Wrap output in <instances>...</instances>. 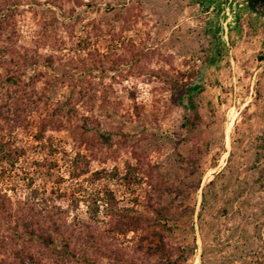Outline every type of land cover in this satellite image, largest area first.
I'll return each instance as SVG.
<instances>
[{
	"label": "rangeland",
	"instance_id": "obj_1",
	"mask_svg": "<svg viewBox=\"0 0 264 264\" xmlns=\"http://www.w3.org/2000/svg\"><path fill=\"white\" fill-rule=\"evenodd\" d=\"M3 1L11 28L0 36V80L22 58L36 60L23 79L45 74L35 85L50 111L74 99L71 118L51 126L40 105L4 131L12 159L0 164L8 208L0 224L12 228L17 214H32L65 254L34 246L38 264H87L74 238L86 234L90 264H171L177 248L185 264H264V5ZM12 90L0 86V125L12 117ZM99 135L109 140L100 144ZM153 189L159 199L149 198ZM150 201L168 208L163 217L149 215ZM109 206L170 228L162 234L169 259L139 251L149 246L141 230L108 232ZM57 211L68 248L47 219ZM8 254L0 249V263L13 260Z\"/></svg>",
	"mask_w": 264,
	"mask_h": 264
},
{
	"label": "trees",
	"instance_id": "obj_2",
	"mask_svg": "<svg viewBox=\"0 0 264 264\" xmlns=\"http://www.w3.org/2000/svg\"><path fill=\"white\" fill-rule=\"evenodd\" d=\"M248 6L251 9H254L255 6H263L264 0H246ZM9 9H7V2L0 0V36L3 35L11 28L10 19L11 13L8 14ZM10 35L5 36V39L12 41L13 36ZM3 63V61H0ZM51 60L48 59L44 62L45 66L51 65ZM36 60H27L26 58H22L21 62L18 64L16 70L5 79L0 80V86L5 89H8V86H13L12 92L9 94L10 99L13 97L14 102V110L11 118H6L3 122V125H0V164H7V166H11L12 155L11 152L7 149L5 143L3 142L4 131L11 130L14 127H20L24 125V123L28 120V118L32 115V113L38 109L40 105H43L46 108V122L51 123L49 125H54V121L57 117H69L74 116V109L72 103L74 102L73 98L70 100H66L65 102H59L56 106H54L53 110L50 111L51 100L42 93H39L36 89L35 82L38 78L44 77L45 74H36L35 76H31L28 80H24L23 76L25 75L26 67H29L33 64H37ZM9 72V71H7ZM70 79V78H69ZM200 89V86H193L192 90L196 91ZM192 106V103L189 106ZM193 107V106H192ZM85 120V124L83 127V131H87L86 122L87 118H83ZM11 122V125L9 124ZM3 135V136H2ZM99 138H102L100 144H104L109 140V136L105 137L103 135H99ZM7 169L0 167V178H4L7 175ZM98 175V174H96ZM153 189V192L149 193V198L152 199L155 195L156 199H159L160 196ZM0 203V212L7 213L8 208L5 205ZM107 205V204H106ZM154 202L147 203L145 208L149 210L150 214H157V217H163L162 213L167 212V209L162 207V209L155 210L153 208ZM30 210H33L31 207ZM107 213L111 216V223H113V227L111 231H117L119 234H123L128 231H137L141 230L143 232V236L140 239V243L146 242L149 246L147 248H143L141 245L139 247V251L143 252L149 258L158 255L160 258H164L165 260L169 259V254H167L166 244L164 242V237L162 236L164 231H171L167 226H161L157 223L158 218H125L124 215H118L112 206L106 210ZM182 213V212H181ZM183 213H186L184 211ZM60 212L53 213L51 216H48L47 219L51 222L52 231L54 232L55 237L58 238L59 242L63 243V247L68 248L69 244L65 240L64 229L66 227L64 224H58L60 220ZM184 215V214H182ZM159 217V218H160ZM14 225L12 228L7 227L8 225L0 224V231L3 235V239L0 240V249H4V247H9V254L12 255L13 260L7 262H3L0 264H38L36 255H39L40 252L32 251L34 246L44 245L45 247H49L53 253H55L59 258H62L65 254L61 251L56 250L54 247L51 248L53 242L47 233L48 227H44L41 223L33 220L32 214H17L14 218ZM61 221V220H60ZM82 224H84L82 222ZM3 231V232H2ZM75 242L76 239L79 242L78 247L80 248V252L82 257L87 262V264L92 263V259L86 252V247H90L93 245L92 236L89 234L84 235L83 237L77 236L74 237ZM21 242V246L17 247L18 243ZM93 247V246H92ZM180 252L175 262H171V264H185L187 261V257L184 256L185 250L183 248H177ZM66 251V250H65ZM62 253V254H61ZM71 255H74L72 252ZM6 259H8L6 257Z\"/></svg>",
	"mask_w": 264,
	"mask_h": 264
}]
</instances>
